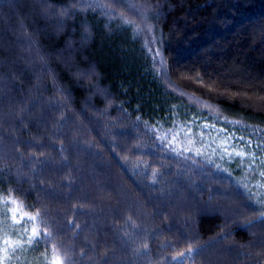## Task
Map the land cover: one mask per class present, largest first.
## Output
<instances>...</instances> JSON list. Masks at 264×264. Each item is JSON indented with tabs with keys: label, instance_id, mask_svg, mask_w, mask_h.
Returning <instances> with one entry per match:
<instances>
[{
	"label": "trees",
	"instance_id": "1",
	"mask_svg": "<svg viewBox=\"0 0 264 264\" xmlns=\"http://www.w3.org/2000/svg\"><path fill=\"white\" fill-rule=\"evenodd\" d=\"M8 244L4 264H264V0H0Z\"/></svg>",
	"mask_w": 264,
	"mask_h": 264
},
{
	"label": "rangeland",
	"instance_id": "2",
	"mask_svg": "<svg viewBox=\"0 0 264 264\" xmlns=\"http://www.w3.org/2000/svg\"><path fill=\"white\" fill-rule=\"evenodd\" d=\"M5 245V244H4ZM2 246L1 248H0V252L2 253L3 252V258H5V257H7L8 255H9V247H11L10 246V244H8V245H6V246ZM7 259V258H6ZM3 262H1L0 261V264H2ZM4 264V263H3Z\"/></svg>",
	"mask_w": 264,
	"mask_h": 264
},
{
	"label": "snow or ice",
	"instance_id": "3",
	"mask_svg": "<svg viewBox=\"0 0 264 264\" xmlns=\"http://www.w3.org/2000/svg\"><path fill=\"white\" fill-rule=\"evenodd\" d=\"M35 233H36V230L34 229V230H33V234L35 235ZM6 243H7V242H6Z\"/></svg>",
	"mask_w": 264,
	"mask_h": 264
}]
</instances>
